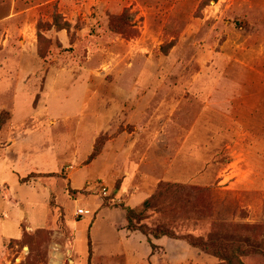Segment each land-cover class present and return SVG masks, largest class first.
<instances>
[{
	"label": "rangeland",
	"instance_id": "1",
	"mask_svg": "<svg viewBox=\"0 0 264 264\" xmlns=\"http://www.w3.org/2000/svg\"><path fill=\"white\" fill-rule=\"evenodd\" d=\"M212 251L264 264V0H0V264Z\"/></svg>",
	"mask_w": 264,
	"mask_h": 264
},
{
	"label": "trees",
	"instance_id": "2",
	"mask_svg": "<svg viewBox=\"0 0 264 264\" xmlns=\"http://www.w3.org/2000/svg\"><path fill=\"white\" fill-rule=\"evenodd\" d=\"M100 151H101L100 149L96 148L94 150V152L90 155L89 161H92L95 157H97L99 155ZM32 177H37V174L33 173L26 178H21L20 182L25 183L29 180V178H32ZM146 205H147V202H146ZM126 219H127V223H128V229H130V230L141 231L145 234L152 233L156 237H158L160 233L163 235H168L170 237H176V234L173 231L169 230L168 228H156L154 231L149 232L146 229V224L144 222L143 209L128 208L127 214H126ZM186 239L190 242V244H192L196 247H200L202 249H207V244H204V243L202 244L200 242V240H198L196 237H194L192 235H187ZM240 251H242V250H240ZM212 253L216 257H218L220 261L226 262L227 264H232L233 259L236 256L235 253L234 254H228V253L225 254L224 252H219V251H212ZM258 253H260L261 257L264 259V252H258Z\"/></svg>",
	"mask_w": 264,
	"mask_h": 264
},
{
	"label": "built area",
	"instance_id": "3",
	"mask_svg": "<svg viewBox=\"0 0 264 264\" xmlns=\"http://www.w3.org/2000/svg\"><path fill=\"white\" fill-rule=\"evenodd\" d=\"M88 212H89L88 210H85V209L81 208V209L77 210V215H84V214H86Z\"/></svg>",
	"mask_w": 264,
	"mask_h": 264
}]
</instances>
